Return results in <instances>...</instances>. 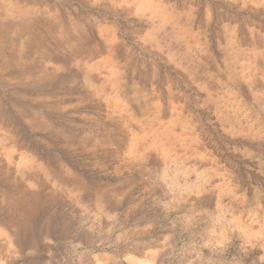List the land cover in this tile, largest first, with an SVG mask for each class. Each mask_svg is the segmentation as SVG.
Listing matches in <instances>:
<instances>
[{
    "label": "rangeland",
    "instance_id": "1",
    "mask_svg": "<svg viewBox=\"0 0 264 264\" xmlns=\"http://www.w3.org/2000/svg\"><path fill=\"white\" fill-rule=\"evenodd\" d=\"M0 264H264V0H0Z\"/></svg>",
    "mask_w": 264,
    "mask_h": 264
}]
</instances>
